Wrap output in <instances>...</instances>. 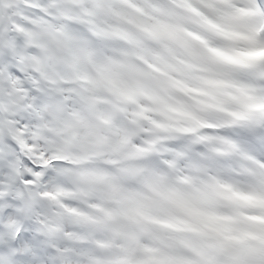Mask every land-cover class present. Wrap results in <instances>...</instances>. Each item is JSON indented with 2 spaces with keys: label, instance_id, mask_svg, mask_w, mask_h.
<instances>
[{
  "label": "clouds",
  "instance_id": "clouds-1",
  "mask_svg": "<svg viewBox=\"0 0 264 264\" xmlns=\"http://www.w3.org/2000/svg\"><path fill=\"white\" fill-rule=\"evenodd\" d=\"M0 264H264V0H0Z\"/></svg>",
  "mask_w": 264,
  "mask_h": 264
},
{
  "label": "snow or ice",
  "instance_id": "snow-or-ice-1",
  "mask_svg": "<svg viewBox=\"0 0 264 264\" xmlns=\"http://www.w3.org/2000/svg\"><path fill=\"white\" fill-rule=\"evenodd\" d=\"M3 163V160L2 159H0V164H2Z\"/></svg>",
  "mask_w": 264,
  "mask_h": 264
}]
</instances>
